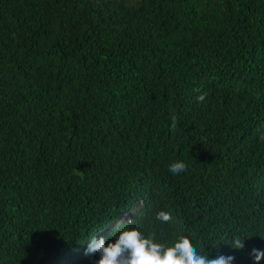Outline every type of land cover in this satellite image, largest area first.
<instances>
[{"label":"trees","instance_id":"obj_1","mask_svg":"<svg viewBox=\"0 0 264 264\" xmlns=\"http://www.w3.org/2000/svg\"><path fill=\"white\" fill-rule=\"evenodd\" d=\"M0 264H264V0H0Z\"/></svg>","mask_w":264,"mask_h":264},{"label":"clouds","instance_id":"obj_2","mask_svg":"<svg viewBox=\"0 0 264 264\" xmlns=\"http://www.w3.org/2000/svg\"><path fill=\"white\" fill-rule=\"evenodd\" d=\"M122 219L128 220V219H129L128 213H127V215H126V213H125V215L122 216V217L118 220V222L121 221Z\"/></svg>","mask_w":264,"mask_h":264}]
</instances>
